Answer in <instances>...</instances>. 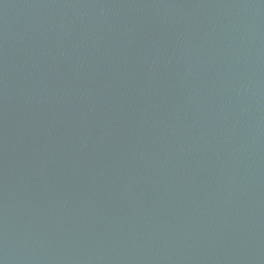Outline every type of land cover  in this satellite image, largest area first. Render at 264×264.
<instances>
[{"label": "water", "instance_id": "95a60500", "mask_svg": "<svg viewBox=\"0 0 264 264\" xmlns=\"http://www.w3.org/2000/svg\"><path fill=\"white\" fill-rule=\"evenodd\" d=\"M0 264H264V0H0Z\"/></svg>", "mask_w": 264, "mask_h": 264}]
</instances>
